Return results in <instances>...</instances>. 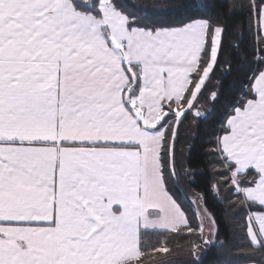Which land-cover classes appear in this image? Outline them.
Returning a JSON list of instances; mask_svg holds the SVG:
<instances>
[{"label":"snow or ice","instance_id":"1","mask_svg":"<svg viewBox=\"0 0 264 264\" xmlns=\"http://www.w3.org/2000/svg\"><path fill=\"white\" fill-rule=\"evenodd\" d=\"M237 2L226 18L224 0H0V264H126L161 190L199 237L193 251L215 245L171 187L192 175L177 159L178 128L220 69L230 29L251 43L231 45L228 71L258 67L210 154L244 198L237 227L264 264V0Z\"/></svg>","mask_w":264,"mask_h":264},{"label":"trees","instance_id":"2","mask_svg":"<svg viewBox=\"0 0 264 264\" xmlns=\"http://www.w3.org/2000/svg\"><path fill=\"white\" fill-rule=\"evenodd\" d=\"M227 7H220L219 10L225 14L230 11L239 9L237 0H224ZM241 17L233 15L230 23L239 24ZM237 29H230L224 41V54L221 60L220 69L214 73L219 79L220 99L213 104L210 114L206 118H201L195 128L193 137L187 141L188 152L184 154V161L188 164L192 172V178L188 181V186L194 191L199 192L203 196V201L211 214L219 221L220 234L216 237L215 245H210L203 257L202 264H248L258 263L259 259L252 258L250 255L253 245L243 234L242 229L237 224L243 223L244 212L240 211L239 201L243 200V196L235 195L231 185L224 183L227 180V174L221 175L220 165L217 164L211 156V150L214 147L210 143L215 135H218V129L224 109L229 101L239 94L238 90L245 83V74H250L251 70H255L258 65L251 62L249 56L246 59L251 63L239 61L232 65L231 72L228 71V60L233 59L230 55L232 52L231 45L241 43L237 35ZM244 35L248 37V33L244 30ZM251 43V39L247 38L241 43V48ZM189 117V116H188ZM188 117L185 119L188 122ZM184 120V121H185ZM183 126V124L181 125ZM183 131L178 135L179 144L185 145V137ZM182 153V152H181ZM181 153L179 156L181 157ZM180 159L178 158V161ZM194 181V182H192ZM171 192L174 194L181 206L188 213V219L191 221L192 228H197L200 222L199 214L195 208L193 201L187 197L185 191L177 179L172 182ZM239 212V215L237 213ZM185 227L172 231L159 230H142L141 231V251L143 255L136 261L127 262L126 264H148L150 261L168 258L190 251L193 242H198L197 235H188ZM223 243L224 246L220 247ZM160 248H166L167 251L158 252ZM264 253L257 251L256 256L259 257Z\"/></svg>","mask_w":264,"mask_h":264},{"label":"crops","instance_id":"3","mask_svg":"<svg viewBox=\"0 0 264 264\" xmlns=\"http://www.w3.org/2000/svg\"><path fill=\"white\" fill-rule=\"evenodd\" d=\"M216 77H213L210 80H214ZM209 82H207L208 84ZM216 87L214 91L219 90V80L216 81ZM207 86V85H206ZM212 100V98H211ZM213 103V101H212ZM188 152V147H186V153ZM185 153V154H186ZM176 155L177 159L179 158L180 162H182V167H188V164L184 161V154L181 153V157H179V153L177 152V143H176ZM193 172V171H191ZM183 176H177L176 179L178 183L180 184L181 178ZM188 181L191 180V177H186ZM191 192H189L188 196L194 203L195 208L199 214L200 221L203 220L205 224V239L210 240L212 237H216L215 234L212 237H209L208 229L210 228V222L208 221L207 216L204 214L203 209L207 210L209 214L211 215V212L207 209V207L204 204L203 196L201 193L194 191L192 188H190ZM183 207V206H182ZM184 209V208H183ZM185 211V209H184ZM188 218V217H187ZM147 224V227H144V224ZM140 230L138 234V243L135 246H132L127 252H126V263L131 261H136L141 258L143 255L141 251V231L142 230H159V231H172L176 230L178 228L184 227L183 223V217L180 215V212L175 208V206L171 203L169 199H167L166 196H164L163 191L161 190L156 196L152 198L150 202L147 203L144 209V217L140 221ZM216 238H214V241ZM211 244H208V247ZM161 249V248H160ZM166 248H162L161 250L164 251ZM206 249L202 251L200 257H203ZM179 256V255H178ZM171 259L172 257H168ZM167 258V259H168ZM248 264H258V263H248Z\"/></svg>","mask_w":264,"mask_h":264},{"label":"rangeland","instance_id":"4","mask_svg":"<svg viewBox=\"0 0 264 264\" xmlns=\"http://www.w3.org/2000/svg\"><path fill=\"white\" fill-rule=\"evenodd\" d=\"M161 2H163V0H161ZM213 77H216L213 75ZM219 80L218 77H216L214 80H210L209 83L206 86V89L203 92V96L202 98L198 101V103L196 104V106L194 107V109L192 110V114L188 115V122L185 120L183 122V126H179L178 128V135L181 131H183V136L185 137V141L186 144L182 145L179 144L178 139L181 137L177 138V152L178 153H186V147H188L187 145V141H190L191 138L193 137L196 125L198 123V121L201 118H197L195 115V112L199 111L201 113V116L204 117V115H206L207 113L209 114L210 109L213 107V103L211 100V95H212V91L216 89V87H218L216 85V81ZM207 114V115H208ZM206 115V116H207ZM180 157V156H179ZM183 177L181 178L180 184L182 186V189L185 191V194L188 196L189 192H191L190 188L188 186V180L186 178V176L182 175ZM189 190V192H188ZM213 235H209V237H212ZM214 238L216 237H212V239L210 240H214ZM208 248V244L207 245H200L195 251H193V246L191 247L190 251L187 253H183L180 254L179 256H172L171 259H167V258H163V259H159V260H153L150 261L148 264H190V261L193 259V256H199L201 255L203 249H207ZM162 249V248H161ZM161 249H158V252H163Z\"/></svg>","mask_w":264,"mask_h":264},{"label":"water","instance_id":"5","mask_svg":"<svg viewBox=\"0 0 264 264\" xmlns=\"http://www.w3.org/2000/svg\"><path fill=\"white\" fill-rule=\"evenodd\" d=\"M210 110H212V108H211ZM209 112H210V111H209ZM207 114H208V113H207ZM207 114H206V115H207ZM206 115H204V117H205Z\"/></svg>","mask_w":264,"mask_h":264}]
</instances>
